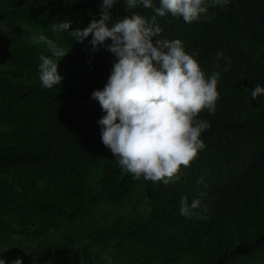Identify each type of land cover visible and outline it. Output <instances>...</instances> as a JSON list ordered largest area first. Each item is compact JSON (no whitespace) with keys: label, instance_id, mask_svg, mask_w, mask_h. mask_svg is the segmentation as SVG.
Instances as JSON below:
<instances>
[{"label":"trees","instance_id":"obj_1","mask_svg":"<svg viewBox=\"0 0 264 264\" xmlns=\"http://www.w3.org/2000/svg\"><path fill=\"white\" fill-rule=\"evenodd\" d=\"M103 0H0V258L22 264H264V0H229L197 21L157 17L158 39H179L206 78L219 72L216 111L198 119L205 147L179 179H133L101 139L103 89L115 56L69 31L100 18ZM155 6L159 0H153ZM126 12L117 0L112 20ZM41 34L69 50L60 85L41 87ZM155 37L153 41L155 42ZM111 41L109 40L108 43ZM217 53H222L217 56ZM202 197L203 215H180ZM199 211V210H198Z\"/></svg>","mask_w":264,"mask_h":264},{"label":"clouds","instance_id":"obj_2","mask_svg":"<svg viewBox=\"0 0 264 264\" xmlns=\"http://www.w3.org/2000/svg\"><path fill=\"white\" fill-rule=\"evenodd\" d=\"M229 0H124L125 11L142 6L152 9L151 19L133 12L122 19L112 20L117 0H103L100 18H93L87 27L69 31L72 21L52 22L54 34L69 32L83 43L89 36L93 51L105 47L115 56L111 74L103 89L92 92L105 113L101 125L102 143L111 150L124 173L133 179L144 178L154 184L167 185L179 179L181 166L189 167L199 150L205 147L201 133L210 127L208 121L198 119L207 109L215 114L219 72L205 77L198 62L186 53L179 39H158L162 29L157 17L171 14L182 17L185 23L197 21L210 6L223 5ZM155 42L153 41V38ZM35 44L45 45L50 55L41 54L38 65L41 87L50 89L60 85L62 76L58 63L69 50L46 35L33 36ZM111 41L108 43V41ZM222 53H217L221 56ZM264 95L259 84L251 91L255 99ZM191 203L187 196L180 199V215L207 219L202 197ZM199 210V211H198ZM0 264H6L0 258ZM10 264H22L16 258Z\"/></svg>","mask_w":264,"mask_h":264},{"label":"rangeland","instance_id":"obj_3","mask_svg":"<svg viewBox=\"0 0 264 264\" xmlns=\"http://www.w3.org/2000/svg\"><path fill=\"white\" fill-rule=\"evenodd\" d=\"M34 36V34H32L30 37L32 38ZM36 36V35H35Z\"/></svg>","mask_w":264,"mask_h":264}]
</instances>
